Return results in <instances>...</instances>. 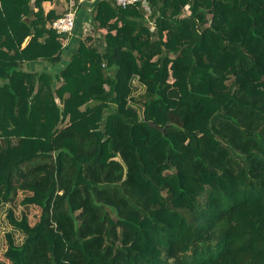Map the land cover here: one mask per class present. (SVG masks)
Listing matches in <instances>:
<instances>
[{"label": "trees", "instance_id": "trees-1", "mask_svg": "<svg viewBox=\"0 0 264 264\" xmlns=\"http://www.w3.org/2000/svg\"><path fill=\"white\" fill-rule=\"evenodd\" d=\"M68 1L0 0V264H264V0Z\"/></svg>", "mask_w": 264, "mask_h": 264}, {"label": "built area", "instance_id": "built-area-1", "mask_svg": "<svg viewBox=\"0 0 264 264\" xmlns=\"http://www.w3.org/2000/svg\"><path fill=\"white\" fill-rule=\"evenodd\" d=\"M115 4L121 8H127L141 0H113ZM84 0H69L66 13L56 19L52 23V28L59 34L71 35L74 32L76 26V20L78 15V10L83 5Z\"/></svg>", "mask_w": 264, "mask_h": 264}, {"label": "crops", "instance_id": "crops-1", "mask_svg": "<svg viewBox=\"0 0 264 264\" xmlns=\"http://www.w3.org/2000/svg\"><path fill=\"white\" fill-rule=\"evenodd\" d=\"M51 8V5H46V9L49 10ZM76 40V38H73L71 41H68L66 48L69 49V52H71V48H72V44L74 41ZM67 58V56H66ZM28 69H30L31 71H37V70H47L49 69L48 64H46L45 62L42 61H38V62H29L27 65Z\"/></svg>", "mask_w": 264, "mask_h": 264}, {"label": "rangeland", "instance_id": "rangeland-1", "mask_svg": "<svg viewBox=\"0 0 264 264\" xmlns=\"http://www.w3.org/2000/svg\"><path fill=\"white\" fill-rule=\"evenodd\" d=\"M62 4L57 7V9L59 11H62L65 9V3L64 2H61ZM80 18H84V19H87V17H85L84 15H80ZM3 214H5V209L2 210V215H1V218L3 217ZM5 229L7 230L6 226L5 225H1L0 227V251L2 250V246H3V243H4V232H5ZM18 236V234H16Z\"/></svg>", "mask_w": 264, "mask_h": 264}, {"label": "water", "instance_id": "water-1", "mask_svg": "<svg viewBox=\"0 0 264 264\" xmlns=\"http://www.w3.org/2000/svg\"><path fill=\"white\" fill-rule=\"evenodd\" d=\"M151 126H154L153 124H151Z\"/></svg>", "mask_w": 264, "mask_h": 264}]
</instances>
